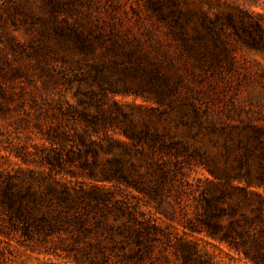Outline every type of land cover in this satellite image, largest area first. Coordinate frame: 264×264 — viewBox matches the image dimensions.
Masks as SVG:
<instances>
[{"label": "rangeland", "instance_id": "obj_1", "mask_svg": "<svg viewBox=\"0 0 264 264\" xmlns=\"http://www.w3.org/2000/svg\"><path fill=\"white\" fill-rule=\"evenodd\" d=\"M42 1L27 2L36 7ZM221 2L224 6H216L210 17L231 13L246 42L252 36L264 37V0ZM136 7V0H121V6L114 7L124 23V48L134 54L122 57L121 66H111L117 71L100 84L94 79L93 64L101 65L103 60L112 64L114 57H104L106 51L99 49L88 57L78 55L72 44L58 38L59 23L39 9H35L38 21H8L0 29V180L8 175L31 178L29 183L15 181L16 189L32 184L34 191L43 179L53 181V186L59 181L84 198V226L53 238L59 245L60 238L67 243L71 238L92 242L99 238L110 247L105 264H181L174 253V244L181 241L197 244L210 264H256L252 256L259 254V242L264 243L260 144L248 160V180L240 161L246 140L256 130L259 142L264 138V47L254 48L228 36L236 67L225 78L213 83L208 75L199 81L172 79L168 85L163 78L173 70L164 54L174 57L181 70L183 62L177 59L165 28L144 12L135 14ZM112 8L107 0H97L92 11L109 20L106 11ZM66 16L53 19L62 21ZM254 23L261 24L263 34H254L250 29ZM241 24L246 27L241 29ZM12 43L22 47L18 53L10 50ZM139 60L145 69L159 74L144 93L118 79L125 64L142 63ZM130 129L148 134V141H139L137 148L149 158L137 154L132 160L145 166L153 159L154 169L163 165L168 179L158 180L150 169L139 168L140 177L135 176L142 182L139 185L103 180L108 160L120 153L113 141L131 142L126 135ZM82 137L97 152L95 158L89 155V166L83 159L51 170L49 159L60 153L62 144L66 156L67 150H77ZM109 146L112 152L106 149ZM117 204L128 206L135 220L115 210ZM225 232L233 234L232 245L220 242ZM22 238L0 206V264H75L74 251L40 254L44 248L39 242L24 245ZM123 238L131 239L127 244ZM136 238L160 240L142 243Z\"/></svg>", "mask_w": 264, "mask_h": 264}, {"label": "trees", "instance_id": "obj_2", "mask_svg": "<svg viewBox=\"0 0 264 264\" xmlns=\"http://www.w3.org/2000/svg\"><path fill=\"white\" fill-rule=\"evenodd\" d=\"M28 0H0V29L8 24V21H23L24 23L31 20L36 22L39 16L35 9L39 12L52 17V20L59 23L60 28L56 29L58 38L62 41L72 44L79 52L78 55L88 57L97 49L103 52L104 57L111 55L114 57V63L109 64L105 60L100 64H93L96 67L94 79L97 84L110 78L114 70L111 66H121L119 61L122 57L134 54L133 50H125L122 33L123 21L117 19L114 7L121 6V0H107L110 2V7L113 10L106 11L109 20L101 15H94L92 11L97 0H43L39 6L34 7L27 2ZM137 7L133 8L135 14L139 15L142 12L146 13L147 17L163 26L165 34L170 40V44L178 51L177 59L183 62L182 70L177 65L174 57L168 52L165 55V61L170 64L173 73L165 75L163 80L166 84L169 81H184L189 78L191 81H199L201 77L210 76L211 83L216 78H223L226 72L232 71L236 67V56L229 47L227 37L230 36L237 42L249 43L254 48L264 47V37L261 35L257 38L252 36L250 42H246L239 36V28L236 26L234 16L229 13L226 17H222L219 13H214L210 17V13L217 7H222L224 4L221 0H136ZM66 13L62 21L58 18L61 14ZM115 13V14H114ZM76 14V16H74ZM65 15V14H64ZM78 15V16H77ZM43 21V20H42ZM48 21L44 20L43 23ZM246 26L241 24V29ZM250 29L255 33H262L261 24H250ZM238 38V40H237ZM21 46L17 43H12L10 50L13 53H18ZM102 49V50H101ZM37 57L40 52L36 53ZM143 59H148L143 58ZM142 61V60H139ZM143 63V64H142ZM130 62L125 64L122 73L118 74V79L121 83L128 81L134 87L135 91L144 93L146 87H153L154 78H159V74L151 69H145L144 62ZM167 63V64H168ZM100 66V67H98ZM113 70V71H112ZM225 78V77H224ZM152 79V80H151ZM156 83V82H155ZM124 87L128 86L124 84ZM103 93L106 92L104 86H101ZM62 135V134H59ZM127 137L131 142L115 140L113 144L120 149V153L113 160H108L109 168L105 170L103 175L104 181L121 183H133L139 185L141 181L136 180L135 176H139L138 169H150L153 173V178L158 180H166L167 170L163 165L154 169V162L150 164L135 163L132 159L135 155L140 154L144 159L149 158V155L138 149V142L148 141L146 132L138 134L134 130L126 132ZM144 136V137H143ZM143 137V138H142ZM60 140V139H59ZM244 146V157L240 161L242 167L246 170L245 177L249 179V158L252 155L253 147H258L260 144V160L258 162L260 171V181L264 185V138L259 142V130H256L252 138L246 140ZM252 145V147L250 146ZM142 146V145H141ZM105 149V146H102ZM76 149L67 150L66 156L63 154L66 144H62L60 153L49 159L51 170L55 167L62 168L65 162L75 163L86 159L85 166H89V155H97L92 143H88L86 137L80 138L79 144H76ZM153 148V145H150ZM109 152H112L113 147H106ZM66 157V159H65ZM159 165V164H158ZM160 173V174H159ZM140 177V176H139ZM16 179V180H15ZM232 181V178H229ZM259 181V176L257 177ZM15 181L21 183H29L31 178H13L8 175L1 177L0 180V206L2 211L7 213L11 223L16 229H19L24 237L23 243L39 242L44 250H39L40 254L61 255L62 252L74 251L72 261L75 264H105L109 259V246L97 238L96 242H92L89 238H71L72 242L67 243L63 238H60L61 245L55 244L53 236L61 232L70 233L72 227H83L85 218L81 210L86 207L85 200L79 195L72 193L71 189L59 182L55 181L56 186H53V181L43 179L40 182V189L33 190L32 184H29L25 189L17 190ZM248 185H252L248 182ZM144 188V187H143ZM89 207H93L89 204ZM115 210L123 216H130L131 221L135 220V216L128 210V206L117 204ZM230 230L235 231V226L230 225ZM126 234V233H125ZM131 234V231L128 235ZM147 237L150 234H146ZM233 234L225 232L224 238H219L220 242H234ZM126 239L128 244L131 238ZM138 242H147L160 240L159 238H136ZM126 245V244H125ZM264 243L259 242V254L252 256V261L256 264H264ZM115 244L112 249H115ZM176 257L182 261L181 264H210L209 260L202 256L198 245L190 241H181L174 244ZM248 253V252H247ZM71 257V254H67ZM127 258L133 257L131 254H125Z\"/></svg>", "mask_w": 264, "mask_h": 264}]
</instances>
